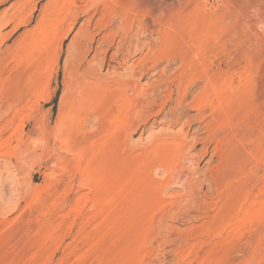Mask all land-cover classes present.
I'll use <instances>...</instances> for the list:
<instances>
[{
    "label": "rangeland",
    "instance_id": "obj_1",
    "mask_svg": "<svg viewBox=\"0 0 264 264\" xmlns=\"http://www.w3.org/2000/svg\"><path fill=\"white\" fill-rule=\"evenodd\" d=\"M0 264H264V0H0Z\"/></svg>",
    "mask_w": 264,
    "mask_h": 264
},
{
    "label": "bare ground",
    "instance_id": "obj_2",
    "mask_svg": "<svg viewBox=\"0 0 264 264\" xmlns=\"http://www.w3.org/2000/svg\"><path fill=\"white\" fill-rule=\"evenodd\" d=\"M63 35H65V34H63ZM159 57V56H158ZM181 60V59H180ZM182 61V60H181ZM192 75V74H191ZM191 75H190V77H191ZM197 77H198V75H196ZM201 77V76H200ZM208 77H209V75H208ZM194 78H196V77H194ZM202 78V77H201ZM188 79V78H187ZM207 79V78H206ZM215 80V79H214ZM92 81H93V79H92ZM206 81V80H205ZM208 81H209V79H208ZM208 81H206V82H208ZM98 82V81H97ZM172 82V81H171ZM89 83V82H88ZM210 83H212V82H210ZM102 84V83H101ZM97 83L95 84V83H92V82H90V84L86 87V91H89V90H91L92 91V89H94V90H98L97 88ZM123 85V84H122ZM208 85H209V83H208ZM178 86V85H177ZM210 86H212V85H210ZM101 87V86H100ZM99 87V88H100ZM123 88V87H122ZM215 89V88H214ZM93 90V91H94ZM96 92V91H95ZM90 92H85V96L86 97H88L89 99L91 98V95L89 94ZM183 93V92H182ZM184 93H185V91H184ZM183 93V94H184ZM94 93H92V95H93ZM97 95V94H96ZM142 96V95H141ZM184 96V95H183ZM205 96V95H204ZM204 96H202V98H205ZM223 96V95H222ZM184 98V97H183ZM207 98H209V97H207ZM206 98V99H207ZM215 99V98H214ZM201 100H203V99H201ZM205 100V99H204ZM90 101V100H89ZM206 101V100H205ZM196 102H198L197 104L199 105L200 104V102H202L201 104H205V103H203L204 101H196ZM194 104V103H193ZM174 105V104H173ZM195 106H197L196 105V103L194 104ZM206 105H208V103H206ZM201 107H202V105H200ZM205 106V105H204ZM194 107V106H193ZM198 107V106H197ZM201 107H199V108H201ZM206 107V106H205ZM213 108V107H212ZM136 112H137V110H136ZM173 120V119H172ZM117 130V129H116ZM72 135H71V133H69V132H67L65 129H62L61 130V133H60V137L61 138H65L66 140H68L67 141V143H65V142H63V143H65L66 145H67V149H69V150H71V151H75V153L77 154V150H79V147H78V145L76 144V141H75V137L73 136V137H71ZM69 137V138H68ZM59 140V139H58ZM187 141H188V139H187ZM122 142V141H121ZM163 143V142H162ZM166 144V143H165ZM179 144V143H178ZM171 146H173V145H171ZM170 146V147H171ZM176 146V145H175ZM180 146V145H179ZM161 148H163V147H161ZM176 148H178V147H176ZM183 148V147H182ZM180 150V149H179ZM189 150V149H188ZM65 152H66V150H65ZM82 154V153H81ZM75 155V154H74ZM78 155H80L79 153H78ZM78 155H77V157H78ZM83 156V155H82ZM80 157V156H79ZM79 157H78V159H79ZM179 159H180V156H179ZM111 160V159H110ZM159 168V167H158ZM169 170V169H168ZM170 171V170H169ZM167 172V171H166ZM170 173V172H169ZM166 174V173H165ZM179 176V175H178ZM173 177V176H172ZM184 183V182H183ZM187 185H188V183H187ZM230 196V195H229ZM239 211H240V209H238ZM154 214V213H153ZM226 215V214H225ZM237 216V215H236ZM243 216H245V215H243ZM242 216V217H243ZM217 217H219V214L217 215ZM233 217V216H232ZM238 217H240V216H238ZM241 217V218H242ZM215 218V217H214ZM221 218V217H220ZM220 218H218V219H220ZM230 218V217H229ZM240 218V219H241ZM245 218V217H244ZM222 219V218H221ZM228 219V218H227ZM238 220V219H237ZM219 221V220H218ZM228 222V221H227ZM227 222H225V224L227 223ZM215 223H217V222H215ZM221 223V222H220ZM213 225V224H212ZM209 226V225H208ZM220 226V225H219ZM217 227V226H216ZM222 227H224V225L222 226ZM222 227H219L221 230H223V228ZM207 228V227H206ZM215 228V227H214ZM214 228H211L212 230L214 229ZM218 228V229H219ZM209 229V228H208ZM217 228H216V231L218 230ZM219 231V230H218Z\"/></svg>",
    "mask_w": 264,
    "mask_h": 264
}]
</instances>
